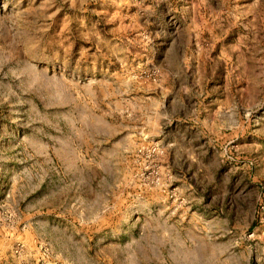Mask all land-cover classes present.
<instances>
[{"label": "rangeland", "instance_id": "374dc122", "mask_svg": "<svg viewBox=\"0 0 264 264\" xmlns=\"http://www.w3.org/2000/svg\"><path fill=\"white\" fill-rule=\"evenodd\" d=\"M0 264H264V0H0Z\"/></svg>", "mask_w": 264, "mask_h": 264}, {"label": "built area", "instance_id": "2783aa9c", "mask_svg": "<svg viewBox=\"0 0 264 264\" xmlns=\"http://www.w3.org/2000/svg\"><path fill=\"white\" fill-rule=\"evenodd\" d=\"M151 151L154 153L162 154L163 150L160 144L155 143L151 146Z\"/></svg>", "mask_w": 264, "mask_h": 264}, {"label": "crops", "instance_id": "0c3cea01", "mask_svg": "<svg viewBox=\"0 0 264 264\" xmlns=\"http://www.w3.org/2000/svg\"><path fill=\"white\" fill-rule=\"evenodd\" d=\"M161 133H163V131H160ZM163 141H165V139H162Z\"/></svg>", "mask_w": 264, "mask_h": 264}]
</instances>
